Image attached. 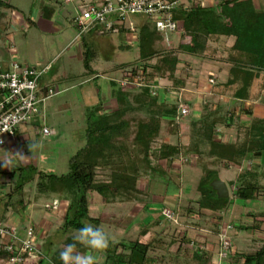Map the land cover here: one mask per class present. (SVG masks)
<instances>
[{"label":"rangeland","instance_id":"obj_1","mask_svg":"<svg viewBox=\"0 0 264 264\" xmlns=\"http://www.w3.org/2000/svg\"><path fill=\"white\" fill-rule=\"evenodd\" d=\"M9 1L15 5L17 10H26L29 4L28 2H30L27 0L23 5L24 0ZM183 1L186 5H190L192 0ZM215 3L216 0H203L201 2L202 5L209 6ZM253 3L256 8H264V0H253ZM57 5L64 9L65 12H69L71 9V4L65 3L64 0H58ZM6 9L7 7H0V15L1 11H3L0 22L2 21L1 23L8 26V20L5 17L4 11ZM8 17H12V20H15L14 15L12 16L10 14V9H8ZM132 21L133 24L136 25L138 18ZM190 25V29L185 31L182 30L176 35H168V43L165 37H160L154 45L155 49H157L156 54L161 53V55H163L166 52L172 51L180 59V63L173 71V76L176 79L178 78L176 84L181 86L172 84V81L168 79V84L163 81L164 88H158L157 95L161 93V99L171 103L175 102V95L180 93L183 100L186 99L188 101L184 102L187 103L189 112L178 120L177 125H172L173 122L161 121V129L158 136L151 143V149H156L159 144L164 141H179V143L186 145L190 132L188 130L189 121L190 119L197 118L203 110L210 111L216 107L219 109L221 115L224 113L227 115L230 111H234L233 124L227 127L218 126L216 129V132L222 139H229L231 141H238L243 138L244 127H242L241 124L248 123L250 119L249 116L260 117L264 113V73L254 81L256 85L254 84L253 89L250 90L251 96L244 102H232V100H230L231 91L233 89H211L212 87L208 89L205 87L197 91L196 84L198 81L208 84L214 83L213 87L217 86L216 84L221 85L222 82H216L218 80L216 77L210 78L209 69L213 70L214 65L217 71L218 68L221 69L225 67V69H227L228 64L220 58H227L230 55V46L233 42V38L226 36L206 37L204 43L205 49L195 55L190 54L186 52L193 44L190 33L193 23ZM31 31L36 32L37 35L30 36L29 33ZM40 34L41 33L35 30V28L26 31L22 30L21 23L12 21L9 23L4 34V42L16 49L18 59H30L35 57L37 49L42 53L45 51L44 46H42L44 43L43 36ZM62 35L63 36H57V38L54 36L48 37V48L50 50H53L59 43L65 41V33ZM98 35L104 34L100 31ZM9 36H11V38ZM117 36V34L109 35V37ZM134 36H136V33L133 37ZM79 40V38L76 39L77 42ZM68 53L69 50L62 49L51 62L53 64L49 73L54 74L57 71V77L50 75L46 82L49 83L48 85L50 87L58 89V91L47 96L40 104L41 119H38V116L32 117L33 123L35 122V124H37L38 122H42L48 127L50 132L48 134H43L37 129L38 132L36 134L31 131L30 139L23 144L28 154L37 156V161L35 163L37 164V170L53 172L55 174H63L68 171V158L84 143L83 131L86 124L84 106L96 102V99L100 96V92L97 94L98 88L103 89L104 87L102 75L97 77V80L91 79L90 77L88 78L89 71L83 65L82 59L77 58L79 60L73 59L72 61H68L65 58ZM106 54L107 58H101L97 55V57L93 59L92 68L95 70L107 69L111 62L115 63V61L112 60L119 59L123 60L122 62L133 60L137 56V47L132 41V44L126 49H119L114 53L111 49L108 50ZM40 56L43 55L40 54ZM158 56L159 54L150 59L149 64L154 65ZM68 67L70 68L66 70ZM151 70L147 69V71H149L148 79H146L148 83H153V81L158 78L163 79L161 76L154 75ZM70 71L72 74L71 76L68 74ZM113 74L120 73L116 71L113 72ZM122 74L123 72H121V75ZM97 84L99 86L96 89ZM114 84L118 86L116 79H114ZM128 87V98L130 99L132 94L138 93L139 88L131 90L133 88H131L130 85ZM178 87L182 88L177 89ZM161 89H172L173 94H169L164 90L162 94ZM190 94L192 95L190 96ZM171 95H174V98L173 96L171 97ZM116 106L117 103L115 100L114 106L109 108L108 111H111ZM133 106H135V108L126 112L124 115V118L131 120V131L135 129V120L140 118L145 119L150 115L147 111L137 108L136 104ZM247 110L250 111V113L247 112ZM182 126H185V128ZM132 137L131 135L128 137V142H131ZM34 143L38 144L39 147L29 150V145ZM129 146H131V144H129ZM202 146L203 150L206 151L207 146ZM132 153L136 155V158L140 157L136 154L135 150L132 151ZM210 159L212 158L206 155L202 157V161H210ZM151 161L157 165L155 169H162V171H158L159 174H155V176L151 178L148 177L149 175L147 176L142 172L138 175L136 179L137 187L144 189V192H139L137 194L140 200L131 199L130 201H126L120 199L118 196L114 199L106 200L95 191L88 193V214L93 218L99 217L101 222L98 227L109 235L111 242L121 240L130 241L137 238L141 242L146 243L159 238L164 241V246H156L153 248L154 250H149L148 254L152 259L145 264H196V259H194V257L186 258V256L184 257L182 254L183 246L180 242V238L183 234H187L189 239L196 242L199 249L203 248V246L206 248L205 243L209 244L206 241V237L214 239L215 241V235H217L219 231V226L227 223L230 225V228L227 230V235L231 242V248L233 251L240 252L251 251L256 247V245H250L253 238L258 239L259 237H264V217L257 216L258 212L264 211V189L260 190V193L254 199L252 198L240 202L234 199V195L232 194L234 185L230 183V181H239L241 178L240 175L243 172V167H250V162L255 165L257 163L262 164L264 161L263 156L250 160L245 159L240 167L231 166L228 169L214 164V167H217L216 169L218 171L217 177L225 181L228 188L227 197L231 199L229 206L219 212V215L221 214V220L217 223H215L216 213L209 210L195 212L198 210L197 204L194 203V201L199 195L198 191H196V184L200 175V167L197 163H195V165L197 164L198 167L188 166L189 163L193 164L194 159H184L183 155H179L167 161ZM262 168L261 166L258 175L260 185H264V171L261 172ZM102 172L103 170L99 169L97 175H103ZM1 178L3 179V176H1ZM12 184L11 182L10 189ZM153 194L159 195L160 198L157 197L156 200H162L164 202V210L170 211V214L172 213V219H163V216L157 212L158 203L153 201ZM6 195L7 194L4 195L2 201L4 202L7 199L10 204V209L8 211L12 214H10L11 216L9 218L4 217L5 221L2 220L0 224L11 226L21 236L24 235L23 229L33 224L35 240L37 245L41 248L44 247L43 245L49 237H61L58 240L54 238V240L58 242L52 245L49 255L50 258L56 254L59 255V252L63 250L64 246L69 243L76 245L74 252L84 254L88 251L83 245L74 240L77 234L76 230L62 232L61 229H59L56 231L62 223L63 213L61 211L66 210L67 203H69L71 199L68 194L50 192L40 193L36 190L35 181H31L25 185L21 194H15L10 198H6ZM53 197L59 199V203L56 207L52 205ZM147 202H150V205ZM25 205L29 208L27 207L28 209L26 208L24 210ZM45 205H50L51 210ZM1 206L2 204L0 205V209ZM187 207L191 210L190 212L186 211ZM19 209H21V211ZM250 213H254L256 216ZM149 216L159 218V223L158 225H150L149 229L143 234L141 230L143 227L142 223L143 220ZM87 224L93 225L90 222ZM239 226L246 228H240ZM179 245L182 247L176 252ZM93 254L99 264L103 262L104 253L102 250ZM171 257L177 259L171 261ZM224 263L225 261L223 264ZM0 264H7L3 256H0ZM23 264H34V262H25Z\"/></svg>","mask_w":264,"mask_h":264},{"label":"trees","instance_id":"obj_2","mask_svg":"<svg viewBox=\"0 0 264 264\" xmlns=\"http://www.w3.org/2000/svg\"><path fill=\"white\" fill-rule=\"evenodd\" d=\"M202 1L192 0L190 5L180 2L173 10V18L179 26L182 23L181 30L190 29V24L193 23L190 32L193 44L186 52L194 55L202 52L205 49V39L209 36L232 37L230 55L227 58H220L228 64L227 77L221 84L231 90L233 89L231 100L236 99V101L244 102L251 96L250 90L254 81L264 73V8H256L253 0H216V3L210 6L202 5ZM0 7H8L7 0H0ZM137 18L134 31L130 33L131 35L129 34L132 36L131 40H121L120 42V49H126L133 41L137 47V56L130 62L118 64V69L122 72L129 69L130 73L127 74L129 78L137 75L138 71L141 70L145 84L138 89V93L132 94L129 99V90L121 88L119 84L118 86L114 84L117 88L114 93L117 106L114 109L105 111L101 103L85 108L84 143L68 158L69 166L66 173L44 172L37 170L33 164L20 166L10 173V177L14 179L6 198L21 194L25 185L31 181H35L36 190L40 193H62L71 197L66 210H64L62 223L56 231L59 229L62 232L76 230L88 222L93 224L91 226L98 227L101 222L99 217L93 218L88 214L89 192L95 191L106 200L114 199L117 196L126 201L137 200L139 199L137 194L144 192V189L137 187L138 175L142 172L151 178L155 174H159L158 171H162V169H155L157 165L151 160L167 161L179 155H183L184 159H194V163L200 167V175L196 184V191L199 195L194 201L198 210L195 212L202 210L214 212L217 214L215 216V223H217L221 220L219 212L229 206L231 199L218 197L215 190L210 186V182L218 178L217 167H214V164L228 169L231 166L240 167L245 159L264 157V113L260 117L249 116L248 123L241 124L244 127L243 138L238 141H231L222 139L216 129L218 126H231L234 111H230L227 115L225 113L221 115L216 107L210 111L203 110L197 118L190 119L188 124L190 132L186 145L179 143V141H164L156 149H151V143L161 129V121L173 122L172 125H177L178 120L175 119L177 114L176 102L169 103L162 100L160 95H157V90L154 95L149 92L150 85L155 84L157 80L155 79L153 83L147 82L146 79H148L149 74L147 69H152L154 75L170 79L172 84L181 86L176 84L178 78L173 76V71L180 63V59L172 51L163 55L158 53L159 56L155 64L150 65L149 60L158 55L154 46L155 42L160 37H165V34L156 30L154 23L146 16L137 15L134 19ZM92 28H96L98 34L101 30L102 34L121 35L124 32L128 33V30L122 25L119 26L117 33L103 30L102 26L98 24L90 29ZM135 33L136 36L133 37ZM172 34L168 33L167 35ZM92 54L93 50L90 47L82 53L83 65L89 72H91V68L88 63ZM183 101L188 102L186 99ZM135 104L137 108L147 111L150 115L145 119L135 120V129L131 131V120L124 118V115L133 110ZM247 112L250 113L248 110ZM182 127L185 128V126ZM130 135L133 137L131 142H128ZM202 145L207 146L206 151L203 150ZM134 150L140 157L136 158V155H133L132 151ZM205 155L212 159L202 161V157ZM261 166L263 167L261 172H263L264 161L262 164L257 163L256 165L250 162V167H243L239 181H230L234 185L232 194L236 201L244 202L254 199L260 190L264 189V185H260L258 181ZM99 169L103 170V175H97ZM0 202L2 203V201ZM147 203L150 205V202ZM148 204L145 205L149 206ZM57 205L58 202L55 207ZM7 206L8 201L6 199L3 202V209ZM164 208L165 204L162 201L158 203L156 210L163 216V219H167L162 213ZM186 211L190 212L191 210L187 207ZM250 214L256 216L254 213ZM257 216L264 217V211L258 212ZM158 220L159 218L146 217L142 223V233L144 234L150 225H158ZM31 227L34 231L33 224ZM54 238L58 240L61 237H49L43 248L37 245L41 255L34 264H46V259L55 264H62L58 254L52 258L49 257L52 245L58 242ZM155 240L146 243L137 238L130 241L111 242L109 240L108 246L102 250L104 259L100 264L148 263L152 259L148 254L149 250L156 246H164L163 240L159 238ZM189 241L185 235L180 238L184 257H194L196 264H216V258L210 249L202 248L199 249V253H194V247L187 245ZM254 245L256 247H253V251L250 249L249 252H231L229 257L232 262L264 264V239H260L258 244L257 240L253 238L251 246ZM181 247L179 245L176 252ZM0 256L6 257L7 253L0 251ZM176 259L171 257V261ZM95 264L99 263L95 261Z\"/></svg>","mask_w":264,"mask_h":264},{"label":"built area","instance_id":"obj_3","mask_svg":"<svg viewBox=\"0 0 264 264\" xmlns=\"http://www.w3.org/2000/svg\"><path fill=\"white\" fill-rule=\"evenodd\" d=\"M74 6L71 17L76 35L79 38L95 25H101L103 30L113 33L119 31V26H124L128 33L134 31V18L144 15L154 23L156 30L168 33L181 30L178 22L173 18V10L183 0H64ZM132 18V20H131ZM102 31V30H101ZM182 31V30H181ZM50 64L36 68L25 65L16 60L3 61L0 58V145L7 137H13L17 128L22 124L32 123V117L41 115L42 101L56 92L55 88L41 86L40 77L49 68ZM123 74L116 82L121 88L136 89L142 87L144 78L141 70L138 74L129 78V69L123 70ZM211 80V79H210ZM162 79H157L155 84L150 85V93L154 95L156 88L163 86ZM179 88V87H178ZM181 89V88H179ZM177 103L176 120L185 116L188 111L187 103L183 101L182 95H175ZM40 131L48 134L47 126H41ZM52 201V205H56ZM50 208V205H45ZM167 219H172L170 211L162 210ZM229 224L219 226L217 233L218 249L216 264L229 256L232 252L231 242L227 235ZM21 236L14 228L7 224H0V251L6 252L5 262L7 264L33 263L39 259L41 253L35 240V233L31 226L23 229ZM46 264H55L46 259Z\"/></svg>","mask_w":264,"mask_h":264},{"label":"crops","instance_id":"obj_4","mask_svg":"<svg viewBox=\"0 0 264 264\" xmlns=\"http://www.w3.org/2000/svg\"><path fill=\"white\" fill-rule=\"evenodd\" d=\"M30 2H28V6L26 10H22V9H16L15 5L12 4L9 0H7L8 3V7L5 11V17L8 20V26L9 23L13 22H17V23H21L22 25V30H29L31 28H35V30H38L41 34V36H43V40L44 43L42 44V46H44L45 51L42 53L40 52V50L37 49V53H35V57L33 58H19L17 56V51L15 48H13L12 46H10V44H6L4 42L5 39V32L6 29L8 28V26H5L3 23L0 22V58L3 61H8L10 60H16L19 61L25 65H29V66H34L36 68H40L42 66H45L47 64H50L49 68L43 72V76L40 77L39 80V84L41 86H48V82L47 78H49L50 75H54L57 77L56 72L54 74L49 73V71L52 68V64L51 63L53 61V59L57 56V54L62 50V49H66L69 50V53L66 55V59L68 61H72L73 59L75 60H79L77 58L82 59L83 61V56L82 53L85 49H87L88 47H90L93 50V54H92V58L89 60V66L91 68V72H89L88 74V78L90 77L91 79H95L97 80V77H99L100 75H102L103 77V81L102 83H104V87L103 89H99L98 88V84L96 85V89L98 88V92L97 94H99L100 92V96L99 98L96 99V102H93L91 104L85 105L84 106V111L86 107L92 106L96 103H101L103 109L105 111H108L109 108H112L114 106L115 103V98H114V93H115V85H114V79H116V81L118 79L121 78V70L118 69V64H120L123 60H112L115 61V63L111 62L110 65H108L107 69H94L92 68V63L94 62L93 59L95 57H97V55L101 58H107V52L108 50L112 49V52L114 53L116 50L120 49V42L121 40H125V41H129L131 39V37L129 36V34L127 32H124L121 35H118L117 37H109V35H111L110 33L104 34V35H98L96 34L98 30H96V28H92L89 30V32H85L82 34L81 37H79V41L77 42L75 38L76 35V30L75 27L73 25L72 22V15L74 13V6L73 4H71V9L70 11L67 13L64 11V9H62L61 7H59L57 5L58 0H29ZM25 2H27V0H24L23 5L25 4ZM65 2V1H64ZM20 3V2H19ZM67 3V2H65ZM8 9H10V14L13 16L15 20H12V17H8ZM62 9V10H61ZM2 14L3 11H1V15H0V19L2 18ZM182 23H180L181 26ZM95 27V26H94ZM179 33L181 32L178 31ZM178 32H174L173 34H179ZM65 33V41L63 43H59L55 49L50 50L48 48L49 46V42H48V37H52L54 36L55 38H57V36H63L62 34ZM53 34V35H52ZM172 34V35H173ZM10 35V34H9ZM29 35L33 36V35H37L36 32L31 31L29 33ZM29 36V37H30ZM11 38V36H9ZM165 40H167L168 43V35L165 37ZM233 40V39H232ZM59 42V41H58ZM96 48V50H95ZM99 53H98V52ZM97 52V53H96ZM39 54V55H38ZM40 54H42L43 56H40ZM46 57V58H45ZM136 58V57H135ZM22 59V60H21ZM132 60H128V61H124V62H130ZM122 62V63H124ZM70 67L66 68L69 69ZM210 70V78H217L218 80L216 82H224L226 79V75H227V70H228V66L227 69L218 68V71L215 70V65H214V69H209ZM119 72L120 74H113V72ZM70 76L71 71L68 73ZM105 77V78H104ZM87 78V79H88ZM99 79V78H98ZM162 79V78H160ZM170 80V79H169ZM162 81H165L166 83L168 82V79H162ZM172 81V80H170ZM215 82V84H216ZM168 84V83H167ZM254 84L256 85V83H253L251 89H253ZM214 83H203L201 81H198L196 84V89L198 91V89H203L205 87H207L208 89H229L228 87L216 84L217 86H214ZM164 88V87H162ZM182 88V87H180ZM179 89V88H177ZM184 89V88H183ZM156 90H158V88H156ZM162 90V94L164 93V91L168 92L169 94H173L172 89H161ZM164 90V91H163ZM58 91V89H56V92ZM196 91V92H197ZM159 93V91H158ZM159 95H161V93H159ZM192 94H190L191 96ZM174 95H171V97ZM231 100V98H230ZM236 101L235 100H232ZM239 101V100H237ZM250 101V100H249ZM231 103V102H230ZM38 119H41V115H39ZM43 125L42 122H38L37 124H35V122L33 123H27V124H22L20 125L16 132L15 135L13 137H7L5 139V142L3 144L0 145V160H10L11 161V167H4V166H0V201L3 200V197L5 194L8 193L9 191V187L11 185V182L13 181L14 178L10 177V173L11 171H14L16 168L23 166V165H27V164H33L34 166H37L36 161H37V156L36 155H32V154H28L26 149L23 147V144L25 142H27L30 139V132L33 131L34 133L37 134V129H41L40 127ZM188 166H194V167H198L197 165H195V163L193 162V164H188ZM1 176H3V179L1 178ZM14 177V176H13ZM4 194V195H3ZM153 201H156L157 203L162 202V200H156V198H160L159 195H152ZM2 199V200H1ZM53 200L57 201L59 203V199L57 197H53ZM64 201V199H63ZM1 209H0V222L2 220H4L6 218H9L12 214L10 213L8 210L10 209V204L8 203L7 208L3 209V201L2 203L0 202ZM28 206H24V210L27 208ZM21 208V207H20ZM29 208V207H28ZM27 208V209H28ZM21 211V209H19ZM49 210H51V207L49 208ZM62 213H64V210L61 211ZM60 212V213H61ZM5 221V220H4ZM162 221V220H161ZM185 235V234H183ZM188 235H185V238ZM188 238V237H187ZM206 241L210 244H206L205 246L207 249H210L214 255L215 258H217V249H218V240H217V235H215L216 240L214 241V239H209L208 237H206ZM189 239V238H188ZM260 239H264V237H259L258 239L256 238L258 244ZM190 241L187 243V245H191L193 248L194 253H199V247H197L196 242H194L193 240L189 239ZM211 242V243H210ZM215 242V243H214ZM256 243V242H255ZM251 244H253V241L251 242ZM250 244V245H251ZM257 244V243H256ZM203 246V245H202ZM209 246V247H208ZM178 248V247H177ZM205 247L203 246V249ZM202 249V248H201ZM233 252V250H232ZM245 252H249V251H245ZM225 261L224 264H240V263H233L232 259L230 257L225 258L221 264H223V262Z\"/></svg>","mask_w":264,"mask_h":264},{"label":"clouds","instance_id":"obj_5","mask_svg":"<svg viewBox=\"0 0 264 264\" xmlns=\"http://www.w3.org/2000/svg\"><path fill=\"white\" fill-rule=\"evenodd\" d=\"M39 147L38 144L29 145V150ZM0 166L11 167L10 160H0ZM76 236L74 240L83 245L88 251L84 254L74 252L75 244L69 243L64 246L63 250L59 252V259L62 264H95L96 257L93 253L105 249L110 237L99 227H93L90 224H83L80 228L76 229Z\"/></svg>","mask_w":264,"mask_h":264},{"label":"water","instance_id":"obj_6","mask_svg":"<svg viewBox=\"0 0 264 264\" xmlns=\"http://www.w3.org/2000/svg\"><path fill=\"white\" fill-rule=\"evenodd\" d=\"M210 186L215 190L218 197H227L228 188L225 181L215 178L210 182Z\"/></svg>","mask_w":264,"mask_h":264}]
</instances>
